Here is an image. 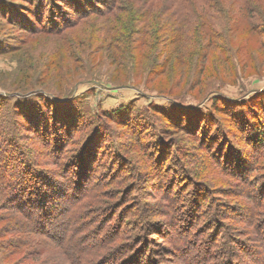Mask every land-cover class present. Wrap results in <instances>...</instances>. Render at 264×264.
<instances>
[{
  "label": "rangeland",
  "instance_id": "374dc122",
  "mask_svg": "<svg viewBox=\"0 0 264 264\" xmlns=\"http://www.w3.org/2000/svg\"><path fill=\"white\" fill-rule=\"evenodd\" d=\"M81 1L94 6L84 17L67 11L68 22L59 12L70 9L65 0H0V264H264V49L241 52L233 69L221 65L237 70L223 80L138 82L125 43H110L120 48L114 59L98 37L102 27L128 26V6ZM41 2L45 13L36 16ZM245 3L243 18L225 26L218 18L216 29L232 45L264 48V0ZM124 71L129 81H121ZM61 93L67 99L55 100ZM53 112L75 119L58 150L29 130L38 113ZM87 129L88 146L74 152ZM21 144L48 175L45 186L69 190L52 217L60 240L39 234L6 200L14 171L1 154L17 156ZM79 173L84 183L75 190L69 181Z\"/></svg>",
  "mask_w": 264,
  "mask_h": 264
},
{
  "label": "trees",
  "instance_id": "16d2710c",
  "mask_svg": "<svg viewBox=\"0 0 264 264\" xmlns=\"http://www.w3.org/2000/svg\"><path fill=\"white\" fill-rule=\"evenodd\" d=\"M65 1L67 2L65 7H69L72 10L62 8L59 9V12L60 17L64 20L66 19L68 22V17L65 15L67 11H72L75 14L78 13L79 17H84L87 15L85 9L88 5L94 6L92 2H83L81 0H71V3L70 0ZM114 1L116 5L121 4L122 7L128 6V10H125L126 15H128L126 22L128 26L122 24L120 28L114 25L109 28L102 27L98 30L99 34L102 33V35L98 37L102 39L104 45H107L105 53L114 59L116 55L113 49H117L119 52L120 48L118 46H111L110 43L115 42L119 44L121 41L125 43L122 50L124 53H129L126 61L133 62L137 66L133 73L137 76L136 81L138 82H140L139 79L142 81L144 79V82H214L213 77L223 80L226 78L224 74L232 75L237 73V70L226 72L223 67L221 68L222 70H219L221 65L230 66L231 69L234 64L236 65L235 59L237 61L243 60L241 52H245L246 57H250L252 53L264 49L256 44L252 45L251 50L248 51L247 49L249 48L244 42L232 45L230 39H224L216 29L215 20L218 18H220L222 26L229 23L227 21L231 19L230 16L236 15V20L243 18L246 15V0H230L235 5H238V1H244L239 8H234L233 5L232 10L225 5L229 0ZM37 5L36 8L38 9L35 12L38 14L36 16H41V14L45 13V9L41 10L42 2ZM56 6L60 8L59 4ZM98 11L96 10L93 13H98ZM31 14L33 13L31 12ZM28 17H22V20L26 22L28 21ZM51 21L54 22V20ZM136 23L140 24L138 28H135ZM248 28L249 31L254 30V22L248 21ZM38 29L40 30L42 27ZM118 30L132 33L134 35L132 40L130 37H127L129 39L127 41L124 34L118 35ZM157 32L162 33L158 38ZM88 38H91V40L96 39L95 31L91 30ZM87 44L89 43L87 42ZM86 46L89 47V45ZM214 48L219 50L217 58L214 57L215 51L212 53ZM126 73L127 71L122 72V82L130 80V74ZM67 97L61 93L57 94L54 99L63 101ZM229 101V99H225V102L223 100L221 104H226ZM218 112H222V107L218 108ZM52 114L54 116L50 118H43L41 113H38V118L36 117L33 121L29 120L32 122V128L29 130L36 136L46 138L45 144H50L58 150L61 145L67 142V136L73 135V132H75V119H73V116L71 117L70 113L66 115L64 112H53ZM85 127L88 128L87 123ZM198 127L199 129L202 128L201 126ZM89 132L88 129L83 132L77 140L76 146L73 148L74 152H81L86 149L88 141L92 136V133L90 132L89 134ZM261 134L262 132L255 134L254 140L262 142L261 139L264 137L260 138ZM4 139V145L13 143L11 139ZM73 139H71V142ZM262 144L264 145V142ZM212 145H217L216 141ZM21 149L25 151H20L17 156L6 152V149L1 154V157L7 159L6 164L9 166L13 165L12 171H14V173L9 172L11 181L6 183L7 186L4 192L6 200L15 210L27 216L29 221L34 224L33 226L37 227L35 228L39 234L42 235L44 231L53 241L60 240L63 229L60 228L59 224L53 223L54 219L52 217L59 213V206L62 201L69 197L66 194L69 190L67 188V192H65L66 187L59 184L58 191L54 190L55 192L53 193L51 186H45L47 183L46 179L49 178L47 177L48 175L42 177L40 173L41 168L38 166V158H31V150H28L23 144H21ZM85 160L86 157L82 155L79 160L83 166L80 169L81 171L85 170L83 162ZM45 164H48V162ZM82 177L83 173H79L77 178L69 181L71 182V186L73 183L75 184V190L83 185ZM86 183H89V181ZM45 188H47V191ZM48 188L52 190V193H49L50 190ZM62 190L63 193H61ZM64 214L65 212L62 215ZM65 237V240L63 239V242H61L63 245L70 243L69 236L67 238V234H65ZM71 249L75 253L78 252L74 245ZM131 261L134 262L133 259H130Z\"/></svg>",
  "mask_w": 264,
  "mask_h": 264
}]
</instances>
